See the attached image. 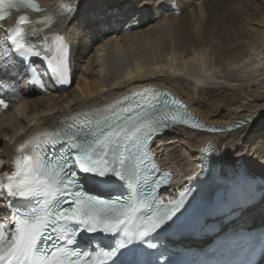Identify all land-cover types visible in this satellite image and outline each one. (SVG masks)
I'll return each instance as SVG.
<instances>
[{"label": "bare ground", "instance_id": "6f19581e", "mask_svg": "<svg viewBox=\"0 0 264 264\" xmlns=\"http://www.w3.org/2000/svg\"><path fill=\"white\" fill-rule=\"evenodd\" d=\"M58 1L46 0L51 5ZM60 1L63 4L59 7L67 8L64 16L40 38L54 62L61 59L64 46L70 49L71 79L79 77L77 91L61 92L57 87L59 78H54L47 61L43 64V75H48L43 79L45 91L27 87L29 78L19 70L5 76L17 83L28 100L17 107L15 116L1 121L11 130L14 125L18 128L11 134H0V172L7 171L8 155L25 138L14 141V134L28 130L40 118L51 123L67 110L153 86L182 99L208 123L229 125L258 115L250 124L228 134L206 136L176 127L157 139L158 158L165 167L175 168L174 188H181L182 177L196 176L200 171L198 151L209 140L215 142L217 167L221 170L226 168L237 178L263 173L264 0ZM150 5L153 15L148 12L146 25H140L144 13L139 11L142 8L146 12ZM129 19L133 20L126 23ZM88 52L92 57L81 72L82 59ZM95 64L98 70L93 69ZM93 71L96 75L90 78L88 73ZM162 77L166 80H160ZM27 135L34 137L33 131ZM234 159L240 162L238 167ZM262 189L259 201L242 207L241 216L224 229L231 225L234 229H251L264 224L263 182L258 191Z\"/></svg>", "mask_w": 264, "mask_h": 264}, {"label": "snow or ice", "instance_id": "6c2138e0", "mask_svg": "<svg viewBox=\"0 0 264 264\" xmlns=\"http://www.w3.org/2000/svg\"><path fill=\"white\" fill-rule=\"evenodd\" d=\"M22 8L43 11L34 0H0V21L5 20L6 10ZM78 8L79 4L76 11ZM20 20L28 22L25 16ZM27 35L19 27L8 34L10 48L3 56L40 57L41 51L27 42ZM42 59L47 61L54 78L63 76L62 53L61 59L55 62L48 56ZM134 96L139 99L126 96L96 113H86L84 120L78 121L80 127L68 124L60 130L44 133L45 151H51L54 156L59 154L54 161L39 153L17 158L16 171L7 176L6 182H0V197H36L39 207L25 213H12L11 227L0 223V264H113L117 258L120 264H159L143 249L157 247L152 238L175 222L187 193H181L179 200L164 204L156 192L167 174L151 176L145 166L147 152L138 153L161 128L166 129L177 120L188 123L191 117L187 112L161 109L152 102L156 97L149 100L145 92ZM0 107H8L2 98ZM191 127L202 126L193 123ZM105 176L127 181L133 189L131 195L127 199H105L85 190V183ZM83 231L119 233V239L114 247L99 251L71 247L76 244L77 234ZM243 242V237L220 234L214 241V251ZM135 244H142L143 249L132 248ZM125 249L130 251L124 253Z\"/></svg>", "mask_w": 264, "mask_h": 264}, {"label": "rangeland", "instance_id": "374dc122", "mask_svg": "<svg viewBox=\"0 0 264 264\" xmlns=\"http://www.w3.org/2000/svg\"><path fill=\"white\" fill-rule=\"evenodd\" d=\"M173 3H175V2H173ZM261 3H263L262 1L261 2H259V5H261ZM116 5H120V2L118 1L117 3H116ZM170 5V4H169ZM149 8H150V10L151 11H149ZM262 8V6H260V9ZM139 11V10H138ZM141 11V12H140ZM139 11V13H144V14H142V16L140 17V20H141V22H140V25H146V23H145V20L147 19V16H148V14L149 13H151L150 14V16H152L153 15V13L152 12H154L153 11V9H152V7H151V5L148 7V10H146V12H144L145 10H143L142 8H141V10ZM260 10L259 9H257V12H259ZM149 12V13H148ZM250 12H252V13H256L253 9H251L250 10ZM139 18V17H138ZM133 19H129V20H127L126 21V23H131V21H132ZM129 21V22H128ZM172 25H174L175 23H171ZM128 25H130V24H128ZM127 25V26H128ZM92 57V53H90V52H88V54H86V56H84L83 57V59H82V62H81V66H82V68H81V72H84L85 70H84V68H85V66H87V64H88V61H89V59ZM224 60V59H223ZM214 61V60H213ZM213 61H212V63H213ZM212 65H214V64H212ZM97 67V64H95L94 65V67H93V69L94 68H96ZM83 70V71H82ZM96 70H98V68H96ZM224 74V73H223ZM223 74H222V76L221 77H223ZM92 75H96V71H93L92 73H88V76L91 78L92 77ZM238 74H236V75H234V77H236ZM233 77V78H234ZM166 77H162V78H160V80H162V81H164V80H166L165 79ZM79 79V77L77 78L76 76H74V81H73V83H72V85L70 86V88H69V90H68V92H70L71 90L72 91H77V80ZM222 81H224V79L222 80ZM225 81H226V77H225ZM94 84V83H93ZM36 93V92H35ZM35 95V94H34ZM33 95V96H34ZM32 98V97H31ZM196 101H197V99H196ZM201 103H203V104H206L207 102H206V100H201L200 101ZM24 114V113H23ZM263 115V114H262ZM262 117V116H261ZM173 145V144H172ZM234 160H236L235 161V167H238V164L240 163V162H238V160L237 159H234ZM263 165H264V162H263ZM264 168V167H263ZM263 173H264V171H263ZM263 173H261V174H263Z\"/></svg>", "mask_w": 264, "mask_h": 264}]
</instances>
